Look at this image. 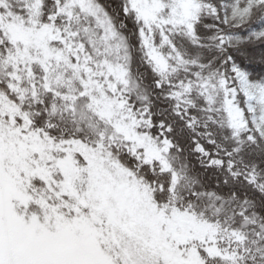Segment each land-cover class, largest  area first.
<instances>
[{
    "label": "snow or ice",
    "instance_id": "1",
    "mask_svg": "<svg viewBox=\"0 0 264 264\" xmlns=\"http://www.w3.org/2000/svg\"><path fill=\"white\" fill-rule=\"evenodd\" d=\"M0 264H264V0H0Z\"/></svg>",
    "mask_w": 264,
    "mask_h": 264
}]
</instances>
